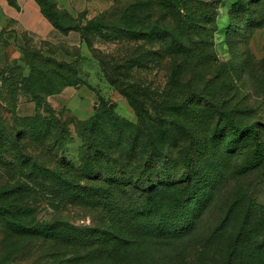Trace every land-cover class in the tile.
Returning a JSON list of instances; mask_svg holds the SVG:
<instances>
[{"label": "trees", "instance_id": "obj_1", "mask_svg": "<svg viewBox=\"0 0 264 264\" xmlns=\"http://www.w3.org/2000/svg\"><path fill=\"white\" fill-rule=\"evenodd\" d=\"M35 1L62 34L128 43L113 63L98 60L137 121L104 101L86 121L56 112L47 97L81 84L80 63L40 55L39 63L27 58L28 74L22 67L3 72L0 96L2 88L29 96L36 111L6 117L0 109V224L9 237L51 244L49 264H157V252L194 233L230 158L242 159L247 170L264 169V124L244 123L205 92L225 79L207 69L236 71L215 52L223 0H114L90 20L60 9L57 0ZM235 19L250 30L264 28V0L234 1L228 28ZM150 64L160 76L157 87L121 78L122 70L140 74ZM72 125L81 144L76 162L67 153ZM197 125L214 126L206 142ZM38 194L54 212L101 209L102 225H76L54 213L40 218L38 207L47 202L33 199ZM254 208L249 199L224 264H264V219Z\"/></svg>", "mask_w": 264, "mask_h": 264}, {"label": "rangeland", "instance_id": "obj_2", "mask_svg": "<svg viewBox=\"0 0 264 264\" xmlns=\"http://www.w3.org/2000/svg\"><path fill=\"white\" fill-rule=\"evenodd\" d=\"M234 1L223 0L218 14L219 30L214 41L220 62L229 63V67L235 65L236 71L228 72L222 66L207 69L210 75H223L225 79L205 92L208 99H215L219 104L226 102L230 112L238 115L244 123L264 124V28L250 30L242 23L238 26L236 19L231 21L233 27L228 28L227 12ZM57 3L60 9L70 12L75 18L90 20L104 16L114 5V0H57ZM37 7L40 9L35 0H0V80L5 76L3 72L9 73L11 69L20 67L28 74L27 58H35L32 62L39 63L42 60L40 55L43 60L80 63L83 69L81 84L66 87L47 97L56 112L68 120L86 121L99 111L104 101L115 114L136 122V115L127 99L109 84V77L98 60L105 56L113 63L110 60L121 56V51L125 53L128 43H114L104 36L83 37L77 32L62 34L36 11ZM18 15L20 22L14 19ZM150 66L153 67L151 70L146 69L140 74L125 75L122 70L124 75L121 78L157 87L160 76L157 67ZM6 76L13 78L11 73ZM2 89L4 98L0 96V109L6 117L14 110L20 117L35 113L36 105L29 96L15 94L9 88ZM71 129L72 139L67 153L71 161L76 162L81 144L73 125ZM196 129L199 138L206 142L214 126L197 125ZM207 147L208 143L203 146ZM243 164L242 159H229L224 177L215 190L214 198L201 214L194 233L157 252V264H224L249 199L256 207L253 213L264 219V169L247 170ZM33 199L47 202L38 207L40 218L54 213L76 225H102L106 213L101 209L95 211L80 206H63L54 212L44 195H35ZM236 204L242 205L237 213L234 210ZM9 235V231L0 224V264H49L51 244Z\"/></svg>", "mask_w": 264, "mask_h": 264}, {"label": "crops", "instance_id": "obj_3", "mask_svg": "<svg viewBox=\"0 0 264 264\" xmlns=\"http://www.w3.org/2000/svg\"><path fill=\"white\" fill-rule=\"evenodd\" d=\"M36 9V11L39 13V14H41L40 13V9L37 7V8H35ZM21 12V11H20ZM14 19H16V20H18L19 21V15L16 17H14ZM20 22V21H19Z\"/></svg>", "mask_w": 264, "mask_h": 264}]
</instances>
